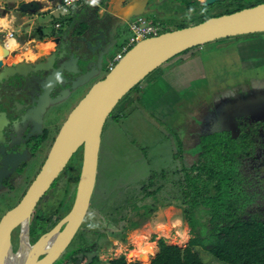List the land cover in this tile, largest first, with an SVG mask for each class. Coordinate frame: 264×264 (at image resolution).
<instances>
[{
  "label": "water",
  "instance_id": "95a60500",
  "mask_svg": "<svg viewBox=\"0 0 264 264\" xmlns=\"http://www.w3.org/2000/svg\"><path fill=\"white\" fill-rule=\"evenodd\" d=\"M89 1L92 2V0ZM210 1L212 0H206L205 4ZM93 5V10L92 6H90L91 10L80 7L77 8V13L92 12L97 21L104 20L105 26L108 27L114 39L123 26L127 28L133 18L151 14L154 1L96 0ZM58 6L60 7L59 0H7L6 2L5 11L13 13L15 19L19 21L24 19L27 20L25 24L33 25L32 38L39 36L36 41L41 42V47H46L33 64L17 62L16 50L6 51L3 47L4 55L0 58V86L2 88L6 86L7 97L11 102L13 98H17V90H19L18 93H24L28 83H31L30 88L35 85L34 80L30 81L27 78L28 75L33 79L34 75H37L42 80L55 76L56 80L62 82L61 86L68 85L75 88L94 77L89 75L92 70L96 69V75L105 69V58L114 52L112 45L100 51L99 44L94 43L85 53L78 52L77 46L66 44L69 35H74L78 42H82L81 39L87 34L84 30L82 31L81 25L86 23L89 26V24L83 20L74 22L73 15L76 12L71 13L69 24L58 30L53 28L50 21L38 23L39 19L53 14ZM44 7L47 8L44 9ZM100 7L103 8L101 15ZM256 33H264V2L143 38L135 42L111 67H106L105 75L91 84L86 94L68 114L53 141L47 158L21 201L1 217L0 264H52L57 258L88 213L96 182L104 123L120 100L139 82L187 49L224 38ZM6 59H8L7 63H5ZM76 59L77 63H71ZM66 62L70 63L66 64ZM77 78L81 80L71 83ZM64 79L69 82H65ZM235 115H239L238 119L247 117L241 112H236ZM249 118H251L249 121L263 120L251 116ZM234 125L237 127L235 123ZM78 149L81 150V164L72 206L55 227L31 243L29 241L30 214L37 201ZM23 224H26L31 249L26 254L17 256L21 248L20 233L16 250L13 249L10 233L18 225L21 231ZM62 225L64 226L60 230ZM39 255L44 257L36 263Z\"/></svg>",
  "mask_w": 264,
  "mask_h": 264
},
{
  "label": "crops",
  "instance_id": "0c3cea01",
  "mask_svg": "<svg viewBox=\"0 0 264 264\" xmlns=\"http://www.w3.org/2000/svg\"><path fill=\"white\" fill-rule=\"evenodd\" d=\"M6 2L7 0H0V50H3V47L6 51L16 50L17 62L33 64L46 47H41V42L32 38L33 25L25 24L27 20L24 19L19 21L15 19L13 13L5 11ZM90 6L93 10L94 5L90 1L70 7L67 11L58 6L51 14L55 18L53 25L60 22L62 28L66 27L71 21V13L78 12L77 8L80 7L91 10ZM102 12L103 8L100 7L99 14L101 15ZM45 20L46 18L39 19L38 23ZM9 31L13 32L11 38L7 37ZM104 64L107 65L106 62ZM186 103H191L194 107L189 114L184 112ZM201 104L202 106H199ZM205 107H212V120L208 115L210 110H205L207 109ZM236 112H241L247 117L264 118V33L205 43L193 47L190 51L176 56L172 62L157 68L121 101L112 115L107 117L101 133L98 163L100 161L106 163L112 158V154L117 153L115 149L122 148L123 153L119 156L126 154L127 157H122L124 160L121 161L113 159L110 165L114 164L119 168L121 163L138 164L135 169L123 167L127 183L124 185L136 184L137 189L132 195L140 194L142 185L149 177L146 171L152 167V164L160 161L158 156L167 155L174 166L168 170V173H159L157 177L165 176L171 180L177 178L172 172L177 170L175 167L178 160L184 158L182 155L184 143L179 136L169 133V124L175 123L177 128L191 124L195 121L196 114L200 122L207 125L213 123L214 126L208 128V132L199 135L200 145L202 135L207 136L217 130L232 128L239 117L235 115ZM127 135H130V140ZM169 135L175 144L174 148L168 146ZM179 141L182 144L181 152L179 149L176 151ZM164 145L165 149H163ZM198 150L193 151L197 153L196 159ZM141 158L142 162L139 164ZM144 172H146L145 179L129 181L131 178L143 176ZM116 177L117 174L113 173L112 178H104L102 182L111 183ZM170 186L169 182L160 193L164 196L166 192H171ZM162 202L159 198L149 197L144 203L154 209L162 205Z\"/></svg>",
  "mask_w": 264,
  "mask_h": 264
},
{
  "label": "trees",
  "instance_id": "16d2710c",
  "mask_svg": "<svg viewBox=\"0 0 264 264\" xmlns=\"http://www.w3.org/2000/svg\"><path fill=\"white\" fill-rule=\"evenodd\" d=\"M200 144L198 164L193 162L173 171L172 175L177 176L173 180L150 175L142 192L129 198V205L117 207L124 211L119 216V226L122 235H126L129 229L141 225L146 211H151L150 205L144 203L147 198H159L162 203L180 201L193 237L183 248L166 244L160 238L158 252L147 261L121 254L110 264H205L195 249L197 246L224 264H264V165L253 157L258 159L261 155L256 147L264 149V121H250L236 136L227 131L202 135ZM181 145L179 141L180 152ZM79 171L80 166L77 178ZM254 173L255 179H250ZM169 182L172 193L168 191L163 196L160 191ZM139 254L145 256L146 252Z\"/></svg>",
  "mask_w": 264,
  "mask_h": 264
},
{
  "label": "flooded vegetation",
  "instance_id": "af4514ba",
  "mask_svg": "<svg viewBox=\"0 0 264 264\" xmlns=\"http://www.w3.org/2000/svg\"><path fill=\"white\" fill-rule=\"evenodd\" d=\"M153 1L154 5L151 7L153 12L149 14L156 18V21L160 24L159 30L161 31L159 33L191 25L208 17L231 13L262 2L261 0H212L205 4L206 0ZM60 28L61 25L57 30ZM258 59L257 61H259ZM7 62L8 59H6L5 63ZM48 78V80L39 79L34 82L35 85H38L37 88H30L31 83H28L24 93H18L19 90H17V98H13L12 102L7 97L8 89L6 86L4 88L0 86V205L7 204L4 205L0 219L4 213L17 205L23 198L47 158L59 129L76 105L70 106L71 103L80 96L84 87L88 84V82H82L79 86L73 88L68 85L61 86L62 82L58 81V79L56 80L55 76ZM56 78L58 77L56 76ZM79 79L81 80V78H77L71 83H76ZM64 80L69 82L66 79ZM44 88L46 89L45 91L43 90ZM53 114L57 116L55 117L57 120L53 119ZM248 124L249 121H242L240 118L236 121L237 127L235 129L226 128L216 132L227 131L231 136H236L240 129ZM47 145L48 148L46 149ZM200 145L199 153L201 152ZM258 150L261 153L260 157L258 159L255 155L253 157L258 163L262 162L264 165L263 146L256 147V152ZM37 159L40 161L39 167L33 177L28 180L26 173L29 172L30 166ZM198 161L197 157L193 162L198 164ZM182 166H184V158L181 157L175 169H179ZM63 170L53 180L40 200L37 201L30 214L29 241L31 243H34L40 236L55 227L72 206L75 186L78 180V168L72 169L69 167L67 171L63 172ZM251 178L255 179V173L250 175ZM257 180L258 186H261L260 178H257ZM63 226L60 227V230ZM79 229L70 238L52 264H100L96 251L98 244L91 243L87 234L81 236ZM16 231H18L17 236L19 238V233L21 235L19 225L10 233L14 250L18 246V243L15 245L13 241ZM43 257V255H39L36 263Z\"/></svg>",
  "mask_w": 264,
  "mask_h": 264
},
{
  "label": "rangeland",
  "instance_id": "374dc122",
  "mask_svg": "<svg viewBox=\"0 0 264 264\" xmlns=\"http://www.w3.org/2000/svg\"><path fill=\"white\" fill-rule=\"evenodd\" d=\"M261 1L263 2L264 0ZM214 14H218V13H214ZM74 16H75L74 22L83 20V21H87L89 24V26L86 23H83V25H81L82 31L84 30L88 34V35L86 34L84 38L81 39L83 40L82 42H78L77 39H75L74 35L72 36L69 35L67 38L66 44L71 46H77L78 52L87 53L89 46L94 45V43L99 44L100 51L105 50L110 45H112V48L115 51L116 50L118 51L121 42H123L130 35L129 29L126 28V26H123L119 34H117L115 38L112 39L111 32L109 31L108 27L105 26L104 20L97 21L92 12H90L89 14H87L86 11H82L80 13L76 12L73 15V17ZM146 16L150 20L156 21V18H154L150 14L148 15L146 14ZM45 18L47 21H50L51 24L53 25V20L55 19L54 16L49 15L48 17L46 16ZM45 30H47V28H45ZM37 38L39 37L37 36ZM113 53L105 58L106 64L108 63L109 60L112 59L113 55L115 54ZM173 59L174 57L172 58V60ZM172 60L171 59L168 60L166 64L172 62ZM77 62H78L77 59L71 61V63H77ZM69 63L70 62H66V64ZM163 65L165 64H162L160 67H162ZM106 67L107 65L105 66V68ZM97 68H98V64H97ZM106 72L107 71L103 69L102 71H100L98 74L95 75L96 69L92 70L91 73H89V75L92 76L94 75V77L90 79L88 84L84 87L83 91L81 92L80 96H78L71 103L70 106H74L75 104H77V102L81 99V97H83L86 94L91 84L101 79ZM153 72H151L150 74H152ZM149 75L145 79H147ZM34 76H35L34 79L30 75H28L27 78L30 81L34 80L35 82H37L41 78V77L38 78L37 75ZM58 76H60V74H58ZM46 79L48 80L49 78ZM141 82L137 84V86L140 85ZM37 87L38 85L33 86V88H37ZM43 90L45 91L46 89L44 88ZM120 103L121 101L113 109L112 114L116 111ZM202 104L199 106H202ZM184 107L186 108L184 112H186L187 114H189V112H191L194 108L191 103H186ZM205 108H207L205 110H210L208 111V115H209V119L212 120L213 119L211 114L212 107L211 108L205 107ZM53 116H54L53 119L57 120L55 118L57 116H55L54 114ZM251 117L256 118L253 116ZM260 119H264V118H260ZM241 120L249 121L251 120V118L243 117L241 118ZM212 126H214L213 123H211V125L210 124L207 125L204 124L203 122H200L199 117H197V114H196V119L193 123L186 124L180 128L175 127V123H173V125L169 124V133L171 135L179 136V139H182L184 143V147H183L184 151L182 152V155L184 157L185 166H189L192 163V161L196 158L197 153H193V151L198 150L199 135L203 132H208V128ZM232 128L235 129L234 124L232 125ZM52 133H54V131H52ZM129 136L127 135L126 137H128V139L130 140ZM118 138L122 139L121 136H118ZM168 146L170 148H174L175 146V144L172 141V137L170 135H169ZM164 147L165 145L163 146V149H165ZM47 148L48 145L46 146V149ZM178 149L180 148L176 147V151ZM185 151H188V153H186ZM115 152L117 153L112 154L111 155L112 158L108 160L106 163H103L102 161L98 163L96 182L89 202L88 213L85 216L82 225L79 227L81 236L87 234V237L89 236V240L91 243L98 244L96 251L100 264H110L109 262L112 259L118 257L121 254H124L127 258H135L142 262L147 261L149 258L153 257L158 252V248H159L158 242L160 238L164 239L166 244L169 245L177 244L181 248L185 247L188 240L191 237H193V234L192 232H190V228L183 217V212L180 208L181 207L180 201L163 203L159 207L151 209V211L150 210L146 211L144 213L145 220L142 222V224L139 227L129 229L128 232L125 233L126 235H122L123 229L122 227L119 226V216H121L124 213V211L122 209H117V207L124 208L125 205H129L130 204L129 198L132 196V193L137 189L136 184L132 186L124 185V183H126V179H125L126 173L124 171V168L132 167L135 169L137 168L136 165L138 164L135 165L131 163L132 165H126L125 163H121L119 168H117V165L114 164L110 165L113 162V159H117L118 161H121L124 160V158L122 157H127L126 154L123 155L122 157L119 156V154L123 153L122 148L115 149ZM158 157L160 161H158V163L156 164H152V167L149 168L148 171H146L148 173V176L153 175L157 177V174L159 173L166 174L168 173L169 169L173 168L174 163H172V160L170 158L168 159L167 155H162ZM141 162H142V158L140 159L139 164ZM39 163L40 161L37 159V161L30 166L29 172L26 173V178H28V180L33 177L35 171L39 167ZM80 164H81L80 150H77V153L76 152L74 153V155L72 156L66 167L64 168L63 172L67 171L69 167H71L72 169L77 167L79 169ZM100 168H106V169L102 170ZM146 172H144L145 174L143 176L135 175L138 178H131L129 181L135 182L138 180L140 181L145 179ZM113 173L117 174V177L113 182L111 183L102 182V179L104 178L107 179L112 178ZM4 205L7 204L5 203ZM4 205L3 204L0 205V214L4 210L3 209L5 207ZM142 212H144L143 208H142ZM17 234L18 231L14 233V237H13V241L15 245H17L18 243ZM195 249L202 258L203 263L216 264L215 262L209 259L212 255L208 253L205 249L200 248L199 246L195 247ZM142 251L146 252L145 256L143 255L140 256L139 253H141ZM211 258L215 259L213 256ZM218 262L220 264H224L220 261Z\"/></svg>",
  "mask_w": 264,
  "mask_h": 264
},
{
  "label": "built area",
  "instance_id": "2783aa9c",
  "mask_svg": "<svg viewBox=\"0 0 264 264\" xmlns=\"http://www.w3.org/2000/svg\"><path fill=\"white\" fill-rule=\"evenodd\" d=\"M87 1L89 0H60V7L64 11H67L68 8L82 5ZM60 25L61 23L57 22L54 24V28L57 29ZM127 28L130 31V35L120 44L119 50L115 52L109 65L107 64V67H111L130 47L134 45L135 42L152 35H157L161 31L159 30L160 24L158 21H152L145 15L133 18L129 22ZM12 36L13 32L9 31L7 37L11 38Z\"/></svg>",
  "mask_w": 264,
  "mask_h": 264
},
{
  "label": "bare ground",
  "instance_id": "6f19581e",
  "mask_svg": "<svg viewBox=\"0 0 264 264\" xmlns=\"http://www.w3.org/2000/svg\"><path fill=\"white\" fill-rule=\"evenodd\" d=\"M3 52H4L3 50H0V58L3 56ZM21 229H22L21 235H20L21 248H20L17 256H22V255L26 254L31 249V246H30L29 241H28L26 224H23Z\"/></svg>",
  "mask_w": 264,
  "mask_h": 264
},
{
  "label": "clouds",
  "instance_id": "9594fccd",
  "mask_svg": "<svg viewBox=\"0 0 264 264\" xmlns=\"http://www.w3.org/2000/svg\"><path fill=\"white\" fill-rule=\"evenodd\" d=\"M92 3L95 4L96 3V0H92Z\"/></svg>",
  "mask_w": 264,
  "mask_h": 264
}]
</instances>
